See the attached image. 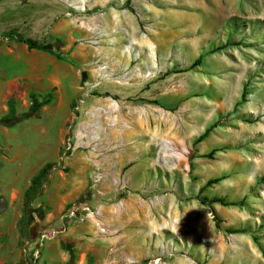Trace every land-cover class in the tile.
Instances as JSON below:
<instances>
[{
	"label": "rangeland",
	"instance_id": "1",
	"mask_svg": "<svg viewBox=\"0 0 264 264\" xmlns=\"http://www.w3.org/2000/svg\"><path fill=\"white\" fill-rule=\"evenodd\" d=\"M32 95L0 125V264H264V0H0V120Z\"/></svg>",
	"mask_w": 264,
	"mask_h": 264
},
{
	"label": "trees",
	"instance_id": "2",
	"mask_svg": "<svg viewBox=\"0 0 264 264\" xmlns=\"http://www.w3.org/2000/svg\"><path fill=\"white\" fill-rule=\"evenodd\" d=\"M17 38H18V41L20 43L28 45L29 48H31V49H40V46L38 45V43L31 40V39H25L20 35H17ZM201 61H202V57L200 56L194 65L199 66L201 64ZM31 99H32L31 106L29 107V109L25 113H23L21 115H16L13 103L8 102V112L12 116V118L1 119L0 125L7 127V128H11V127L23 122V121L29 120V119H41L42 118V114L40 113L41 108L43 106L50 104L51 99L50 98L41 99V98H38L34 95L31 96ZM48 178L45 179L43 182H42V179H39L40 182H42V184H41L42 186L34 187L31 189V191L29 192L30 198H31L30 200H34V199L42 196V194L45 190V184H47L49 182ZM37 181H38V179H37ZM202 202L205 205H210V204H215V203H220L223 205L226 204L223 199H219V198H213L211 201H209L207 198H204L202 200ZM24 209H25V211H24V214L21 218L20 228H21V233H22L23 239L26 241L30 237V225H31V217L29 214V210H30L29 198H27V201L24 205ZM215 222H216V227L219 228V221H218L216 216H215ZM63 248L65 249V251H67L71 255L72 258L74 257V253H73V251H71L69 245H63ZM72 262L73 261L71 259L68 264H73Z\"/></svg>",
	"mask_w": 264,
	"mask_h": 264
},
{
	"label": "built area",
	"instance_id": "3",
	"mask_svg": "<svg viewBox=\"0 0 264 264\" xmlns=\"http://www.w3.org/2000/svg\"><path fill=\"white\" fill-rule=\"evenodd\" d=\"M74 215L73 211H71L67 217L68 218H72ZM59 234V232H56L55 230L52 231H43L40 233V237H39V244L41 245L42 243H45L46 241L52 240L54 239L57 235ZM38 253V252H37Z\"/></svg>",
	"mask_w": 264,
	"mask_h": 264
},
{
	"label": "crops",
	"instance_id": "4",
	"mask_svg": "<svg viewBox=\"0 0 264 264\" xmlns=\"http://www.w3.org/2000/svg\"><path fill=\"white\" fill-rule=\"evenodd\" d=\"M40 219V218H39ZM37 227V228H36ZM33 228L35 229V231H32L33 230ZM43 229V227L41 228V230ZM35 232V233H34ZM37 232H39V228H38V223H36V224H33V226L31 227V237H33V236H35L36 235V233ZM36 237V236H35ZM34 237V238H35ZM56 246V244H48V245H46V252H48L49 253V250L52 248V247H55ZM44 262L46 263V264H49L50 262H52L54 259H52V257H51V255L49 254H47V255H45L44 256Z\"/></svg>",
	"mask_w": 264,
	"mask_h": 264
},
{
	"label": "bare ground",
	"instance_id": "5",
	"mask_svg": "<svg viewBox=\"0 0 264 264\" xmlns=\"http://www.w3.org/2000/svg\"><path fill=\"white\" fill-rule=\"evenodd\" d=\"M129 117V116H128ZM132 119V118H131ZM137 119V118H136ZM133 120V119H132ZM133 125V124H132ZM117 126H119V125H117ZM116 127V126H115ZM128 131V130H127ZM126 130L124 131L125 133L127 132ZM127 135V134H126ZM124 137V136H123ZM129 138V136L127 135V137H126V139H128ZM125 139V137H124V140H126Z\"/></svg>",
	"mask_w": 264,
	"mask_h": 264
},
{
	"label": "water",
	"instance_id": "6",
	"mask_svg": "<svg viewBox=\"0 0 264 264\" xmlns=\"http://www.w3.org/2000/svg\"><path fill=\"white\" fill-rule=\"evenodd\" d=\"M86 75H84V77H85Z\"/></svg>",
	"mask_w": 264,
	"mask_h": 264
}]
</instances>
